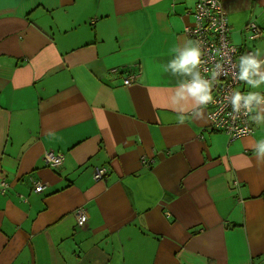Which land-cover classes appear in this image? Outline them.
I'll return each instance as SVG.
<instances>
[{"label":"crops","instance_id":"crops-1","mask_svg":"<svg viewBox=\"0 0 264 264\" xmlns=\"http://www.w3.org/2000/svg\"><path fill=\"white\" fill-rule=\"evenodd\" d=\"M221 1L264 57V0ZM194 2L0 0V264H264V102L251 135L211 131L175 67ZM241 77L264 98V62Z\"/></svg>","mask_w":264,"mask_h":264},{"label":"built area","instance_id":"built-area-1","mask_svg":"<svg viewBox=\"0 0 264 264\" xmlns=\"http://www.w3.org/2000/svg\"><path fill=\"white\" fill-rule=\"evenodd\" d=\"M221 0H195L193 3L192 26L185 29V34L191 44V49L199 51V63L188 72L189 82L199 80L207 85V95L210 99L201 102L207 112L211 131L222 132L228 138H242L253 133L251 115L253 109L263 97L246 99L241 96L238 85L243 81L241 71L249 66L246 61L255 60L257 64L264 62V57H257L254 50L240 49L230 43V28L226 10ZM252 20L245 26L248 30L247 40H254L260 34V27ZM117 68L111 71L117 72ZM134 76L129 75L123 80L124 85H130ZM245 79V78H244ZM241 99L234 104V98ZM247 101V102H246ZM45 164L55 166L63 161L62 154L47 151L44 154ZM151 160L141 159L143 165H149ZM105 170L96 168L91 174L95 180L103 177ZM7 186L2 182V188ZM45 188L40 182H33L34 192L40 193ZM264 193V192H263ZM86 209L78 207L74 211L76 225L82 227L87 222Z\"/></svg>","mask_w":264,"mask_h":264},{"label":"clouds","instance_id":"clouds-1","mask_svg":"<svg viewBox=\"0 0 264 264\" xmlns=\"http://www.w3.org/2000/svg\"><path fill=\"white\" fill-rule=\"evenodd\" d=\"M199 51L196 49H190L185 51L179 61L175 64L177 69H180L184 72H191V69L194 68L199 63ZM246 63L252 67L253 69L258 67V64L255 60H247ZM244 78L248 76V69L246 68L243 73ZM188 93L193 96L197 97L201 102L207 101L210 99V96L207 95V85L203 84L199 80H194L191 85L188 87ZM253 97H249L248 99L251 100ZM241 99L239 95L234 98L233 103L237 104L238 101ZM247 102V101H246ZM183 122H181L182 124ZM258 155L264 154V144L260 145Z\"/></svg>","mask_w":264,"mask_h":264}]
</instances>
